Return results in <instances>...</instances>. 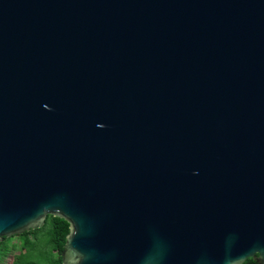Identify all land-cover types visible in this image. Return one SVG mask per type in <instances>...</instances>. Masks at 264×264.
I'll return each instance as SVG.
<instances>
[{
    "label": "water",
    "instance_id": "obj_1",
    "mask_svg": "<svg viewBox=\"0 0 264 264\" xmlns=\"http://www.w3.org/2000/svg\"><path fill=\"white\" fill-rule=\"evenodd\" d=\"M61 264H264V0H0V239Z\"/></svg>",
    "mask_w": 264,
    "mask_h": 264
},
{
    "label": "trees",
    "instance_id": "obj_2",
    "mask_svg": "<svg viewBox=\"0 0 264 264\" xmlns=\"http://www.w3.org/2000/svg\"><path fill=\"white\" fill-rule=\"evenodd\" d=\"M68 233L69 224L65 220L49 215L39 229L1 238L0 264H61L60 252ZM11 248L23 252L9 262L7 256L12 252ZM242 264H256V262L248 258Z\"/></svg>",
    "mask_w": 264,
    "mask_h": 264
},
{
    "label": "rangeland",
    "instance_id": "obj_3",
    "mask_svg": "<svg viewBox=\"0 0 264 264\" xmlns=\"http://www.w3.org/2000/svg\"><path fill=\"white\" fill-rule=\"evenodd\" d=\"M13 243L15 244L16 241L14 240ZM11 249H12V252H10L7 256V260L9 262H11L13 259H15V257H19L21 255V252H23V251L20 252L19 250H17V248H15V249L11 248Z\"/></svg>",
    "mask_w": 264,
    "mask_h": 264
}]
</instances>
